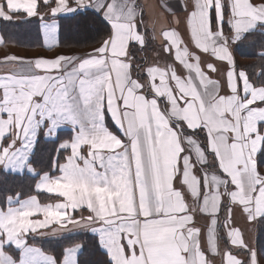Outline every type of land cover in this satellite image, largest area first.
I'll return each instance as SVG.
<instances>
[{"label":"snow or ice","instance_id":"1","mask_svg":"<svg viewBox=\"0 0 264 264\" xmlns=\"http://www.w3.org/2000/svg\"><path fill=\"white\" fill-rule=\"evenodd\" d=\"M156 7L159 33L140 0H0V47L16 43L8 24L37 23L49 50L63 19L103 33L91 52L0 58V173L37 179L26 198L3 190L0 264H81L83 243H40L76 231L97 237L104 264H264L236 221L264 225V43L259 65L233 52L264 37V0Z\"/></svg>","mask_w":264,"mask_h":264},{"label":"trees","instance_id":"2","mask_svg":"<svg viewBox=\"0 0 264 264\" xmlns=\"http://www.w3.org/2000/svg\"><path fill=\"white\" fill-rule=\"evenodd\" d=\"M7 22H2L1 25ZM61 31L59 33V46L44 50L41 45V38L37 31V23L32 24H8L7 34L14 37L16 43L9 42V46L19 48L24 55L29 56L34 53L44 51L51 54L76 52L97 46V41L102 32L98 33L99 22L92 17L67 18L61 20ZM264 43V37L259 35L250 36L239 48L233 47V52L240 66L259 65L261 63L258 53L261 50V44ZM259 70L258 68L256 69ZM54 145L51 142L41 141L38 146L37 159L43 158V164L40 167L47 168L51 159H54ZM36 178L31 175H7L0 173V204L5 195L4 189L8 188L12 192L23 193L25 196L33 194V187ZM43 200L46 197H41ZM264 225L257 224L255 244L264 246V231L261 229ZM80 242L86 247L79 256L81 264H104L105 255L97 247V239L91 234H76L71 237H65L57 240H42L40 243L45 249L61 252L69 244Z\"/></svg>","mask_w":264,"mask_h":264},{"label":"crops","instance_id":"3","mask_svg":"<svg viewBox=\"0 0 264 264\" xmlns=\"http://www.w3.org/2000/svg\"><path fill=\"white\" fill-rule=\"evenodd\" d=\"M140 2L144 6L145 23L147 24L149 31H151V28H152L153 24H155L156 25V29H157V33H159V29H160L161 25L165 24L166 22L164 21L163 17L161 16L159 8L156 7L158 0H140ZM1 23L2 22H0V25H1ZM167 23H171L172 26L178 27V30L182 34L185 35V38L188 37L189 34L188 33H185V25L183 23H181L180 25L176 26L174 24V22L171 20V18H169V21ZM40 38H41V44H42V37L40 36ZM158 43H159L158 41L157 42H154L153 43V47H158ZM94 47H96V46H93V47H91L89 49H85V50H81V51L66 52V53H62V54H69V55H71V54H80V53H84V52H91ZM42 48L44 50H49L48 48L43 47V46H42ZM193 50H195V49H193ZM5 52L15 53L16 55L23 56V57H38V56L48 57V56L55 55V54H51L49 52L44 51L42 53H39L38 52V53H34L33 55L30 54L29 56H26V55H24V53L21 50H19V48L8 45L7 48L0 47V58L3 57V55L5 54ZM140 55L141 56H146L148 58V60L151 62L153 60V58L155 57V52L152 50V48H149L146 52L140 53ZM203 59L207 60V59H209V57L204 56ZM108 123H109V126L112 128V130L113 131H116L114 125L111 124L110 119H109ZM67 134H68V129L65 128L64 129V135H63L62 138H66L67 137ZM35 183H37V179L35 180L34 185H35ZM33 194H36V193L34 192ZM26 197L27 196H25V198ZM41 197H46V199L43 200ZM39 199H40L41 203H51V202H54V197H52L50 195H47V194H43V193H41L39 195ZM236 221H237V224H239L240 226L243 227V221L244 220H243L242 217L239 216V214H237ZM249 225L252 228H254V232H253V235L251 236V234H250L251 229L250 230L249 229L245 230V231H249L246 239L249 241V243L255 244V241H256V232H257V227H256L257 224H249ZM83 233L84 234H91L92 236H95L93 233H91V231H76V232H73L71 234L66 235L65 237H71L72 235L83 234ZM245 236H246V234H245ZM64 238H56V239L45 238V239L59 241V240L64 239ZM45 239H43V240H45ZM96 239H97V237H96ZM75 243H77V242H75ZM99 250L104 254V252H103L102 249H99ZM80 254H79V256H80ZM105 259H106V256H105ZM216 259H217V264H219V259L220 258L217 257Z\"/></svg>","mask_w":264,"mask_h":264},{"label":"rangeland","instance_id":"4","mask_svg":"<svg viewBox=\"0 0 264 264\" xmlns=\"http://www.w3.org/2000/svg\"><path fill=\"white\" fill-rule=\"evenodd\" d=\"M20 52V51H19ZM140 55V54H139ZM257 227V226H256ZM243 229H244V231L245 230H247V229H251V231H250V234H251V236L253 235V232H254V228H252L248 223H246L245 221H243ZM248 232L249 231H245V234H246V237H247V235H248Z\"/></svg>","mask_w":264,"mask_h":264}]
</instances>
